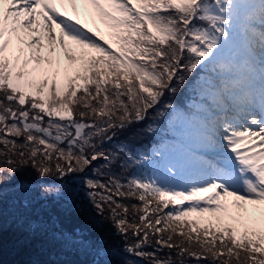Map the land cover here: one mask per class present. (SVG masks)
<instances>
[{
	"label": "snow or ice",
	"instance_id": "snow-or-ice-1",
	"mask_svg": "<svg viewBox=\"0 0 264 264\" xmlns=\"http://www.w3.org/2000/svg\"><path fill=\"white\" fill-rule=\"evenodd\" d=\"M52 2L0 0V156L7 157L4 164L8 178L29 164L40 177L55 172L61 178L84 172L101 159L108 167L116 162V156L106 154L101 145L111 141L117 131L145 120L166 92L177 91L174 81L184 84L182 73L192 76L203 69L218 79L209 76L204 80L213 107L199 120L201 154L190 160L171 161L164 153H156L162 157L161 174L166 180L182 177L187 164L195 169L189 181L181 187L155 174L147 178L132 176L126 183L114 177L108 184L88 180V196L96 213L102 217L108 213L105 219L112 220L119 234L127 236L131 231L138 238L142 234L138 243L124 251L141 259L151 257L152 264H186L185 258L197 262L210 259L211 264H232L233 260L235 264H264V232L245 228L238 238L235 229L224 228L219 237L213 234L208 240L211 221L204 229L205 239L195 226L187 232L173 226L190 213L208 214L219 223L224 216L236 219L230 215L232 208L246 214V205H264V0H82L110 21L111 27L122 30L117 35L119 54L111 45L105 47L93 39L71 17H62ZM65 2L78 12L77 0H60ZM5 4L9 5L6 9ZM21 29L32 33L43 29L49 55L56 52L58 44L68 61L77 64L79 60L75 75L58 83L57 67L51 92L47 79L37 81L35 74L46 72L43 65L53 61L42 55L43 36L27 40L32 51L22 59L24 49L13 48V37L17 44L25 43ZM56 29L59 34L54 36ZM237 34L247 38L243 57L233 51ZM65 37L99 55L90 56L87 51L79 57L71 54ZM33 63L35 66L29 69ZM165 107L174 108L171 103ZM257 111L259 117L253 115ZM182 119L188 118L176 116L177 121ZM20 138L23 143H17ZM65 144L66 148L62 147ZM119 151L124 153L125 149ZM126 155L129 161L133 159L130 153ZM141 161L152 163L147 156L136 163ZM52 191L45 188L46 193ZM55 191L60 193V189ZM205 193L213 195L203 197ZM72 195L69 190L70 200ZM116 198L141 202L132 205V211L140 213L139 224L129 223V207ZM196 198H203V202L161 214L170 205ZM245 218L255 223L254 217H241ZM152 236L156 245L176 250L178 262L143 251ZM177 236L179 242L174 240ZM55 238L66 247L93 253L97 257L93 264H112L106 258L115 250L103 236L92 237L84 229H74L60 230Z\"/></svg>",
	"mask_w": 264,
	"mask_h": 264
},
{
	"label": "trees",
	"instance_id": "trees-1",
	"mask_svg": "<svg viewBox=\"0 0 264 264\" xmlns=\"http://www.w3.org/2000/svg\"><path fill=\"white\" fill-rule=\"evenodd\" d=\"M121 31L118 29L117 34H120ZM115 42L114 44H119L117 36H115ZM88 54L90 56L99 55L95 52ZM63 74L64 82L66 77L74 76L75 72L68 68L66 70L63 65ZM182 75H185L184 84L179 85L174 81L177 91L175 93L166 92L161 103L149 110L145 120L132 124L124 131H117L111 141H105L101 145L106 154H115L116 156V162L108 167L104 166L107 162L101 159L93 162L84 172L70 173L61 178L55 172L46 177H40L37 170L29 164L19 168L11 178H8V169L4 164L7 157L0 156V168H3V172L0 173V227H2L0 264H93L97 259L93 253L84 249L66 247L55 238L60 230L69 232L74 229H84L85 233L92 237L103 236L108 245L115 250L112 256L106 258L112 264H127L128 261H131L132 264H152L151 257L141 259L124 251L126 247L138 243L142 234L140 238L134 236L131 231L127 236L121 235L114 227L112 220L105 219L108 215L107 212L104 217L96 213L88 196L89 190L86 187V182L93 180L108 184L110 178L114 177L122 183H126L127 179L132 176L147 178L153 177L154 174L160 175V179L165 182L172 184L182 182L181 179L166 180L165 176L161 174L162 157L156 153L162 152L169 160L173 161L176 156H181L183 151L187 152L178 144V141L186 139L187 134L184 128L179 125L181 120L177 121L176 116L180 114L187 117L189 126L192 128L198 117L196 113L199 114L204 109L200 113L203 117L205 111L212 108L211 105H207L206 99L203 100L204 108L199 102V99L205 98L206 95L203 80L212 74L201 69L192 76H187L186 73H182ZM212 78L218 79L217 76H212ZM35 79L39 81L44 78L42 74L38 73L35 75ZM56 80L58 82L57 76ZM89 87L91 88V86ZM77 95H82V91ZM169 103L174 106L173 109L165 107ZM189 118L194 120H189ZM47 119L45 116V125ZM76 119H80L78 115ZM200 119H197L198 123ZM85 122L90 121L85 118ZM198 131L200 132V130ZM173 138L176 141H173ZM23 142V138L17 141V143ZM97 142L99 143V141ZM2 147L0 145V149ZM62 147L66 148V144ZM121 148L125 149L124 153L119 151ZM126 153L132 155L131 161L127 159ZM142 156L149 157L152 163L141 161L137 164L136 160ZM12 159L18 161L19 158L13 156ZM45 188H52L53 191L46 193ZM55 189H60V193L57 194ZM69 190L73 193L71 200L67 196ZM116 199L119 203L129 207L130 211L127 216L129 223L139 224L140 213L132 211V205H140L141 202L130 198ZM187 202L170 205L169 209H164L161 214L167 213L170 209L184 207ZM220 215L223 216V214ZM251 216L257 219L255 216ZM226 217L224 216L223 220L218 223L214 217L208 214L198 219L193 215H187L180 221H176L173 226H178L186 232L195 226L196 232L201 234V239H205L204 229L209 226L211 221L212 233L207 236L208 240L212 239L213 234L219 237L224 228L235 229L238 238L245 228L250 232L252 230L264 232V220L257 219L255 225H252L253 223L247 219V224L242 222L233 225L226 223ZM150 219H154V217L150 216ZM97 221L101 223H95ZM37 225L40 226L39 231L35 230ZM29 226L32 230L29 229ZM192 235L195 236L196 233H192ZM164 238H167V234ZM155 239L156 237L152 236L149 244L143 246V251L154 253L159 259L171 257L174 262H178L176 250L156 245ZM179 239L178 236L174 237L175 242H179ZM225 242H227L226 238ZM185 259L186 264H211L210 259L200 262L191 258ZM232 264H235V260Z\"/></svg>",
	"mask_w": 264,
	"mask_h": 264
},
{
	"label": "rangeland",
	"instance_id": "rangeland-1",
	"mask_svg": "<svg viewBox=\"0 0 264 264\" xmlns=\"http://www.w3.org/2000/svg\"><path fill=\"white\" fill-rule=\"evenodd\" d=\"M52 6L56 8L57 12H59L62 17H71L72 22L76 23L78 27L82 26L84 31H86L90 36H93V39L97 40V37H99L98 34H96V32L93 31V29H92V26L95 23L98 24L103 29V33H102V30H101V34H104L106 32L107 33H113L112 32L113 27L110 26L111 22L101 18L99 16V14L95 11V9L91 5L83 3L82 0H77L76 7L78 9V12L73 10V6H72L71 3H67V2L60 3V0H53ZM7 7H9V5L5 4L4 8L6 9ZM40 10H41L40 8H37L38 12ZM22 19H24V17H22ZM37 20L39 22L41 21L40 23H42V19L40 17H37ZM116 30H118V29H116ZM257 30H259V26L258 25H257ZM58 34H59V29L55 31L54 35L57 36ZM20 35L22 37H24L25 43L24 44H17L16 41H15V37H13V48L22 47L24 49V53H23V56H22V59H23L24 57H26L28 55V53L30 51H32L31 49H29L27 47V40L29 38L34 39L36 37L43 36V35L40 32L32 33V32H29L26 29H21ZM117 35H119V33ZM43 37H44V39H43L42 42L45 45V47H44V49L42 51V55L45 57L46 60L47 59H51L53 61V63L51 65L44 64L43 67L45 69H47V71L46 72H37L35 75L40 73V74H42V77L44 79L48 80V82H49V91H50L51 87H52L51 81H52L53 73H54V70L57 69V67H59V70H60L59 75L57 76L58 77V82L59 83H63V80H64L63 65H64V68L66 70L68 68V69H70V71L75 72V70L79 67L80 62L78 60L77 64H72L70 61H68L63 56V51L59 48L58 44L55 46L56 47V52L54 54L49 55V52H48V48H49L48 41H46L45 36H43ZM7 38L8 37H7V34H6L5 35V39H7ZM64 42L67 45L69 52L71 54H73V55H76L77 57H79V55H80V53L82 51H87L88 53L92 52L90 49H88V50L81 49V47L79 45L75 44L73 41L68 40L67 37L64 38ZM246 45H247V38L242 36V35L237 34L235 36V39H234L233 51L236 52V53H239L241 55V57H243V50L246 49ZM114 47H115V49H117L120 52L119 44H117V45L114 44ZM6 55H8V54H6ZM34 66H35L34 63L30 64L29 65V69H31ZM29 98H31V97H29ZM229 115H235V113H229ZM253 115H255V114L253 113ZM251 118H252V116L249 115L248 116V120L250 121ZM180 126L185 128V123L181 122ZM187 131L189 132L188 129H187ZM195 142H196V144H199V141L196 140ZM190 151H191V149H190ZM178 178H182L184 180L186 179L187 181H189V179L191 177H187L185 172H183V176L182 177H178ZM211 195H213V193H208V195L203 194V197H207V196H211ZM197 201L202 203L203 202V198H197ZM229 202L231 203V198H229ZM194 203H196V202H194ZM188 204H185V206L187 207ZM246 207L248 209V213H246V214L245 213H241L239 210L234 209V208L230 209V215L231 216H235L236 219L233 220V219H229L228 217H226L225 218L226 219V223L233 224V225H236V224L242 223V222L246 223L247 219L246 218L245 219H241V217H247V216H251V215L255 216L257 219L264 220V214H262V213H264V205H251V204H249V205H246ZM189 215H193L196 219H198V218L203 217L205 214L202 216V215H199L197 213H190ZM257 219H255V220H257ZM252 225H255V224L253 223Z\"/></svg>",
	"mask_w": 264,
	"mask_h": 264
},
{
	"label": "bare ground",
	"instance_id": "bare-ground-1",
	"mask_svg": "<svg viewBox=\"0 0 264 264\" xmlns=\"http://www.w3.org/2000/svg\"><path fill=\"white\" fill-rule=\"evenodd\" d=\"M40 22H41V21H40ZM56 30H58V29H56ZM40 33H41L43 36H45V39H46V41H47L46 33L44 32L43 29H41ZM54 33H55V32H54ZM53 35H54V34H53ZM54 36H55V35H54Z\"/></svg>",
	"mask_w": 264,
	"mask_h": 264
}]
</instances>
